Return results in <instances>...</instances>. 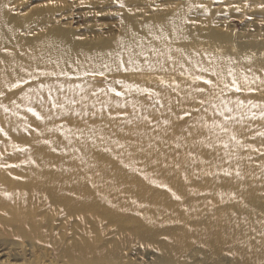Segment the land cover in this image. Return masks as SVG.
I'll list each match as a JSON object with an SVG mask.
<instances>
[{"label": "bare ground", "instance_id": "obj_1", "mask_svg": "<svg viewBox=\"0 0 264 264\" xmlns=\"http://www.w3.org/2000/svg\"><path fill=\"white\" fill-rule=\"evenodd\" d=\"M0 26L5 31L0 52V122L4 119L1 116L10 115L12 127L22 128L32 122L33 112H38L56 128L42 139L38 134L33 140L31 134H24L19 140L31 146L30 155L36 162L26 173L32 180V193L43 194L52 205L82 218L83 226L86 222L93 224L107 211L109 217L119 221L131 219L136 232L144 228L147 234L163 233L169 239L168 247L162 249L165 264H181L175 259L176 253H181L191 238L213 247L228 243L246 259L264 262V203L253 210L242 205L248 195L264 196V143L258 150L235 144L228 136L219 137L218 145L209 138L206 150L212 158L206 165L198 161L202 148L196 144L205 136L206 127L220 123L239 128L236 119L253 110L264 118V50L240 49V56L248 59L250 67L243 69L235 64L234 57L221 52L219 37L208 39L202 46L201 37L194 42L185 31L177 43L171 36L176 30L173 21L168 28H159L164 34L158 33L164 35L168 48L147 52L144 32L130 26L126 33L132 36L133 49L101 46L96 51L95 47L82 46L74 54L67 48L61 52V46L47 39L13 46L6 38L11 33L9 24ZM92 72L110 76L108 85L92 86L79 79ZM22 76L37 78L30 83L29 93L24 92L25 103L29 104L30 97L42 101L52 98L58 107L44 102L37 109L32 107V115L21 113V99L9 98L4 92L6 85ZM156 84L165 85L158 88ZM115 85L128 96L121 107L130 105L150 123L129 125L124 133L128 143L122 149L111 134L121 117L114 118L119 112L106 107L110 104L106 93ZM230 85H242L253 94L232 97L227 92ZM144 91L153 93L151 105L141 100ZM174 97L178 106L184 107L205 100V107L198 113L205 119L195 116L187 130L177 129L172 119L174 109L169 107ZM75 111L87 113L90 119L84 120L88 126L76 120L69 128L64 120L55 118L62 115L63 119ZM53 113L54 120L48 119ZM253 124L245 125L252 129H245L248 143L256 141L250 137L258 128ZM60 131L66 136L61 137ZM130 132L136 134V140L128 136ZM48 139L52 141L48 143ZM55 159H59L57 164ZM214 169L230 171L229 195L225 198L211 188V175L220 174ZM9 186V194L0 197V204L9 206V224L21 228L26 222V209L20 206L26 194L16 192L19 186L15 182ZM169 222L170 229H164L162 224ZM89 234L79 251L70 252L65 264H98L95 258L99 254Z\"/></svg>", "mask_w": 264, "mask_h": 264}, {"label": "rangeland", "instance_id": "obj_2", "mask_svg": "<svg viewBox=\"0 0 264 264\" xmlns=\"http://www.w3.org/2000/svg\"><path fill=\"white\" fill-rule=\"evenodd\" d=\"M173 21L176 30L171 36L177 43L185 31L192 35L194 42L197 36L201 37L202 46H206L211 38L219 37L223 45L221 52L234 57L235 64L243 69L250 67L248 59L240 56V49L248 48L254 52L264 50V0H0V23L9 24L11 33L6 38L11 45L47 39L61 46L63 48L61 52L67 48L74 54L79 53L82 46L95 47L96 51L100 50L98 48L101 46L133 49L132 36L126 33L130 26H135L144 32L142 34L147 38L145 43L147 52H154L159 47L168 48L164 35L162 37L159 35L164 34L165 31H160L159 28L165 26L168 28ZM4 32L0 26V52L4 47V45L1 47L4 41L1 34ZM152 34L159 39L154 38ZM145 46L141 47L143 51ZM109 77L103 73L92 72L82 74L79 79L89 85L103 88L108 85ZM36 79L33 76H22L5 87V96L21 99V113L28 112L32 115V110L29 109L32 107L37 109L44 102H51L53 107H58V102L53 101L51 96L48 97L50 98L48 101H42L40 97H30L29 104L24 102V92L29 93L30 83ZM156 85L158 88H163L165 84ZM237 88L239 91L236 90ZM227 92L235 98H244L253 94L242 85H230ZM106 94L110 103L106 107L119 112L114 118L121 117L114 125L111 134L119 149H122L128 143L124 133L129 125L138 122L149 126L150 123L130 105L121 107L128 102V96L124 94L122 88L115 85ZM140 98L148 105L154 101L151 91H144ZM205 105V100H197L186 108L182 105L178 106L175 97L172 98L169 107L171 110L174 109L172 119L177 129L187 130L195 116L205 119L198 114ZM101 111H96L93 118ZM54 114L48 115L47 118L54 120ZM85 114L87 113L75 111L63 116V119H61L62 115H57L55 118L64 120V124L69 128L76 120H79L83 126H88V122L84 119L90 118ZM40 115L38 112H33L32 122L24 123L22 128L12 127L8 119L10 115L1 116L4 119L0 122V136H2L0 137V197L3 194L8 195L10 182H15L19 186L16 192L26 194L20 206L26 209V222L23 221L21 228L9 224L7 220L9 206L0 204V264H65L70 252L79 251L80 244L87 236H91L89 232L93 235V244L99 254V257L95 258L91 254L90 257L97 259L98 264H165L162 249L164 246L168 247L169 239L163 233L148 232L147 234L144 228L136 232L137 229L131 219L123 218L119 221L109 217L107 211L104 215H98L93 224L86 222L83 226L82 218L70 215L60 206L52 205L43 194L36 196L32 193V180L26 173L36 166V162L30 155L31 146L26 147L19 140L24 134H31L32 140L38 134L37 138L42 139L44 136L48 137V132L55 131V126L50 125ZM232 116L234 117L235 114ZM249 122L258 125L257 132L252 131L250 134V137L256 138L254 143L245 140V129H251L245 127ZM236 124L240 127L230 129L228 124L220 123L206 127L205 136L199 137L196 143L202 148V152L198 155V161L202 165L208 164L212 158V154L206 150L209 138H213L218 145L219 137L228 136L235 144L250 145L260 149V144L264 143V118L253 110L246 112L244 117L237 118ZM60 135L66 136L63 131H60ZM128 136L136 140L134 132H130ZM51 141L52 139H48V143ZM171 144L175 145L174 142ZM58 160L55 159L54 163L57 164ZM214 170L219 171L220 174L211 175V188L221 198H225L229 195L230 179L227 173L230 171ZM255 195L257 194L248 195L249 197L242 202L245 209L253 210L256 205L264 203L263 195H259L261 198ZM162 225L164 229H170L172 223ZM209 244H201L198 238H191L182 252L176 253L175 259L181 264H264L263 261L254 258L246 259L228 243H221L215 247ZM215 249L219 252L218 255H215ZM217 260L218 262H215Z\"/></svg>", "mask_w": 264, "mask_h": 264}, {"label": "snow or ice", "instance_id": "obj_3", "mask_svg": "<svg viewBox=\"0 0 264 264\" xmlns=\"http://www.w3.org/2000/svg\"><path fill=\"white\" fill-rule=\"evenodd\" d=\"M207 83V82H206ZM237 91H239V89L237 88L236 89ZM116 95H120V93H116ZM29 111H31V109H29Z\"/></svg>", "mask_w": 264, "mask_h": 264}]
</instances>
